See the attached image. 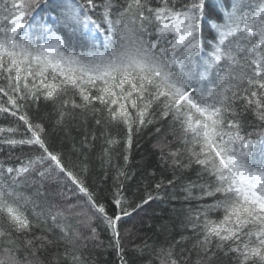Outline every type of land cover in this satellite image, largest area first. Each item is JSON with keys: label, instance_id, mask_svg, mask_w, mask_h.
<instances>
[{"label": "snow or ice", "instance_id": "1", "mask_svg": "<svg viewBox=\"0 0 264 264\" xmlns=\"http://www.w3.org/2000/svg\"><path fill=\"white\" fill-rule=\"evenodd\" d=\"M0 118V264H264V0H0Z\"/></svg>", "mask_w": 264, "mask_h": 264}, {"label": "trees", "instance_id": "2", "mask_svg": "<svg viewBox=\"0 0 264 264\" xmlns=\"http://www.w3.org/2000/svg\"><path fill=\"white\" fill-rule=\"evenodd\" d=\"M0 122L2 121V118H0ZM72 136L76 138V141L79 140V133L77 131L72 132ZM53 143L58 147L61 148L64 151L66 156H70L73 162L78 163L79 161L77 160V157L71 152V141L66 139L63 135V133H53L52 136ZM155 143L154 140H149V137L145 135L141 140H140V146H135L132 149V155L130 158V163L131 167L134 170H139L142 168H151V166H154L156 163V158L155 156L151 153L150 148L151 144ZM78 146V145H77ZM120 146H116V151L119 152ZM100 151V142H97V145L95 149L93 150L92 153H90V167H89V175H88V180L89 183H92L95 181L97 185L103 186V181L101 180V170L99 167V161L97 159L98 153ZM133 192H135V185L130 186V191L128 193L129 197H133ZM138 199V197H136ZM179 207V205H176ZM170 206L165 204V203H160V202H155L152 203L150 206H147L145 209V212L140 213V215H134L133 216V221H141L143 220L145 223L143 224H138V227L142 228V232L140 233L141 235H149L152 236L155 233V230L158 226V224L161 221H168L169 215L171 213L168 212V208ZM146 213V214H145ZM132 223V221H129V225ZM148 223H151L153 225L152 229L148 228ZM170 223V227L172 229V236H177V233L179 232V223ZM128 225H125L127 227ZM164 237L161 236L160 239H163ZM102 240L107 239V235L102 233L101 235ZM140 241L137 239L136 243H139ZM129 247L131 246L130 244L128 245ZM91 258L94 262V264H115L116 261V255L115 253L111 250L108 249L104 246L95 249L91 253Z\"/></svg>", "mask_w": 264, "mask_h": 264}]
</instances>
